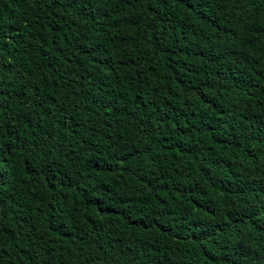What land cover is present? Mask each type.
<instances>
[{
	"label": "trees",
	"instance_id": "obj_1",
	"mask_svg": "<svg viewBox=\"0 0 264 264\" xmlns=\"http://www.w3.org/2000/svg\"><path fill=\"white\" fill-rule=\"evenodd\" d=\"M0 264H264V0H0Z\"/></svg>",
	"mask_w": 264,
	"mask_h": 264
}]
</instances>
